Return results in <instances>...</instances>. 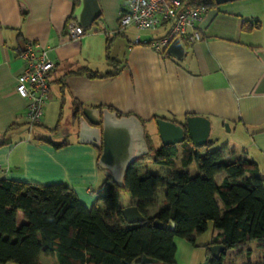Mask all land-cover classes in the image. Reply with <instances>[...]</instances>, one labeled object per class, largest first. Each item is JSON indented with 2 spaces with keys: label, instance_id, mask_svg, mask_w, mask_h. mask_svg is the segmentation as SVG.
Here are the masks:
<instances>
[{
  "label": "crops",
  "instance_id": "crops-1",
  "mask_svg": "<svg viewBox=\"0 0 264 264\" xmlns=\"http://www.w3.org/2000/svg\"><path fill=\"white\" fill-rule=\"evenodd\" d=\"M124 1L99 0L102 15L97 23L73 41L68 24L76 21L70 19L74 0H0V142H5L0 146V178L38 185L65 183L88 207L99 205L95 191L109 172L98 164L100 150L79 142V127L73 119L75 101L84 107H111L123 115H136L156 149L162 141L155 116L179 122L186 116H202L210 121V134L220 126H240L248 137L245 148L258 154L259 161L254 159L264 176V0H236L208 8L199 22L203 39L196 43L184 40L187 54L181 60L164 55L153 45L167 28L146 38L128 34V30H146L120 29ZM258 22L260 26L255 27ZM245 24L252 29L244 30ZM28 43L38 52L47 49L55 60L49 78L52 99L44 116L51 125L58 116L57 130L65 114L70 122L68 135H74L71 140L43 130H38L43 137L35 140L26 135L30 132L25 118L29 102L19 96L16 83L24 64L20 50ZM114 44L122 48V59L112 53ZM103 62L114 69H97L95 64L104 66ZM82 68L118 74L90 78L77 73ZM209 137L204 146L211 141ZM52 142L66 145L56 147ZM178 148L176 158L182 165V145ZM151 162L144 161L139 168L149 171L147 163ZM133 204L131 199L123 205ZM254 243L249 247L254 250L252 261L257 260L259 248L264 250V244ZM235 252L246 255L245 250ZM41 264L59 263L56 258L42 257Z\"/></svg>",
  "mask_w": 264,
  "mask_h": 264
},
{
  "label": "trees",
  "instance_id": "trees-1",
  "mask_svg": "<svg viewBox=\"0 0 264 264\" xmlns=\"http://www.w3.org/2000/svg\"><path fill=\"white\" fill-rule=\"evenodd\" d=\"M189 4L208 8L218 5L215 0H189ZM78 5L79 0H74L73 10ZM259 26L260 22L255 24ZM243 29L252 26L245 24ZM162 52L167 56L166 49ZM107 58L116 64L109 55ZM77 73L90 78L118 74H100L88 68ZM73 106V119L79 127L84 105L75 101ZM158 118L161 117H154L155 123ZM186 119L187 116L183 122L172 119L185 129L186 139L181 143L184 169L154 174L138 168L139 161L147 160L176 167L178 145L161 143L156 149L146 133L150 152L128 168L124 184H117L108 171L107 178L95 191L105 209L99 205L88 207L65 183L38 185L0 178V264H41L42 257L56 258L59 264H143L144 256L156 259L157 263L176 264L175 237L194 241L193 235L204 233L209 221L221 232L205 245L207 258L211 257V245L225 246L220 257L211 258L210 264H226L227 252L236 250H245L246 264H264V258L249 259L254 253L250 245L264 244V176L255 161L236 157L237 150L228 145L212 150L214 142L208 141L205 146H195ZM52 143L56 147L66 145ZM203 148L206 151L201 154ZM194 163L198 169L196 175L190 172ZM221 173L225 176L218 183L216 176ZM160 187L165 188V201L156 209ZM122 191L131 194L145 215L143 223L130 224L124 219ZM155 220H160L163 226L155 225ZM172 220L173 230L168 227ZM258 251L264 255L262 248Z\"/></svg>",
  "mask_w": 264,
  "mask_h": 264
},
{
  "label": "water",
  "instance_id": "water-1",
  "mask_svg": "<svg viewBox=\"0 0 264 264\" xmlns=\"http://www.w3.org/2000/svg\"><path fill=\"white\" fill-rule=\"evenodd\" d=\"M232 1L236 0H215L218 5ZM101 15L99 0H79L73 19L85 31H88ZM166 53L179 60L184 59L187 54L184 40L176 37L166 48ZM156 124L164 145H178L185 141V129L181 123L158 118ZM210 126V121L202 116H190L186 119L188 134L195 146H202L207 142ZM79 142L91 144L102 151L98 161L99 166L109 171L114 181L120 186L124 184L128 168L150 152L143 122L136 115L120 116L116 110L108 107L100 109L85 106L83 108L79 118ZM122 214L126 222L130 224L143 223L146 220L145 215L135 204L124 207ZM154 224L163 226L160 220H155ZM168 227L173 230L175 222L170 221ZM224 250L223 244L211 245V257L205 264H210L211 258H219ZM142 262L152 264L157 263V260L144 256Z\"/></svg>",
  "mask_w": 264,
  "mask_h": 264
},
{
  "label": "built area",
  "instance_id": "built-area-1",
  "mask_svg": "<svg viewBox=\"0 0 264 264\" xmlns=\"http://www.w3.org/2000/svg\"><path fill=\"white\" fill-rule=\"evenodd\" d=\"M207 11L208 7L194 6L189 0H125L119 25L122 30L167 28L166 34L153 43L157 50L163 51L176 37L189 43L201 41L203 31L199 22ZM68 30L73 41H79L86 33L76 21L69 22ZM136 42H140L139 37ZM20 56L24 64L17 76L16 91L29 102L25 118L31 129L41 123L45 107L52 99L49 78L56 64L47 49L38 52L30 43L20 50Z\"/></svg>",
  "mask_w": 264,
  "mask_h": 264
},
{
  "label": "rangeland",
  "instance_id": "rangeland-1",
  "mask_svg": "<svg viewBox=\"0 0 264 264\" xmlns=\"http://www.w3.org/2000/svg\"><path fill=\"white\" fill-rule=\"evenodd\" d=\"M130 32H135L139 34L140 36L146 38L149 36H158L159 34L163 32V30L162 29H159L157 31L156 30L155 31L146 30V31H139V32H136L134 30H128V34H130ZM117 42L118 41H116V43ZM115 44L112 46V53L117 54L119 59H122L123 50L122 48H119ZM95 51L96 52L99 51V46L95 48ZM103 63L105 64L104 66H102L101 64H95V66L97 67V69L101 70L102 72L107 71V69L108 70L114 69L113 65H108L105 62ZM57 119H58V116L55 117L54 122L51 125V124H47L46 116H43L41 120L43 122V125H35L31 129L30 127H27V129H30V132H27L26 135L32 138L33 140H35L38 137H43V136L38 135V130H43V132L51 134L52 136L61 135L60 137H62V139L71 140L74 135H68L69 130H67L66 127L67 125L70 124V122L67 121L65 114L62 118L61 126L57 130H54V126L57 124V121H58ZM152 125L155 126V123L153 122ZM146 128L148 130L150 128L147 122H146ZM246 135H247L246 131L244 132L240 126L238 128L234 127V125H232V128L230 126L228 127L227 125L220 126L218 127V129L213 130L212 133L210 134L209 139L214 142L211 149L213 150L223 145H228L230 148L237 150L236 157L238 158L240 157L244 159H251L253 161H255V159L258 160V154L256 152H254L253 150H246L245 148V146L248 143V137ZM176 159L178 161L179 158H176ZM142 162L144 161H141L140 163L136 164V166L139 168L141 165L146 164ZM262 162L264 161L262 160ZM147 164H149L150 166L148 167L149 171L154 174H162V173L170 174L172 172L181 171L184 169L181 163H179V161L176 167L158 165L152 162L147 163ZM149 171L145 168V172H149ZM190 172L192 173V175H196L198 173L197 165L195 163L190 167ZM224 176H225L224 173L219 174L216 178V181L218 183H221ZM131 199L133 200V197L128 191L120 192V201L123 204L127 205ZM157 199H158V206L156 209H158L161 206V204H164L165 188L160 187L158 189ZM98 207H100L101 209H105L104 204L102 202L99 203ZM217 230L218 229L214 228L213 222L209 221L208 228L204 233L193 235V237L195 238L194 241H191L184 237H175L174 242L177 247L176 264H187V263L205 264L207 260L206 255L208 253V249L205 247V245L211 242L213 237L217 235ZM256 245L257 243H253L251 246L254 247ZM209 252L211 254L210 247H209ZM245 256L247 257V255L245 254L240 256V253L235 252V251L227 253L226 264H246L248 258L246 259ZM263 258H264L263 254L262 255L258 254L256 261L258 260L262 261Z\"/></svg>",
  "mask_w": 264,
  "mask_h": 264
}]
</instances>
